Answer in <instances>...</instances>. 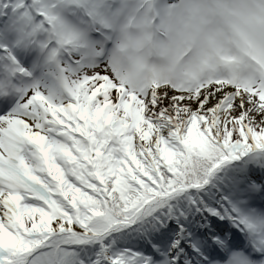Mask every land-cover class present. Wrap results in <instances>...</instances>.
<instances>
[{"label":"snow or ice","instance_id":"1","mask_svg":"<svg viewBox=\"0 0 264 264\" xmlns=\"http://www.w3.org/2000/svg\"><path fill=\"white\" fill-rule=\"evenodd\" d=\"M0 264H264V0H0Z\"/></svg>","mask_w":264,"mask_h":264}]
</instances>
